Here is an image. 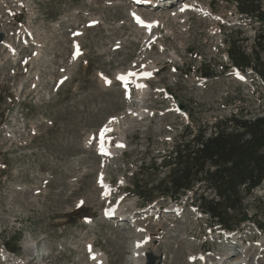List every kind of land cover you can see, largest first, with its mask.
<instances>
[{
  "label": "rangeland",
  "instance_id": "rangeland-1",
  "mask_svg": "<svg viewBox=\"0 0 264 264\" xmlns=\"http://www.w3.org/2000/svg\"><path fill=\"white\" fill-rule=\"evenodd\" d=\"M16 1L0 0V264H89L87 244L104 264H130L128 251L143 241L162 264H221L227 250L228 264H241L248 249L250 264H264V186L244 197L256 219L231 241L191 197L148 204L132 194L135 181L159 183L181 137L263 112L262 81L225 70L226 37L252 57L264 47L260 24L239 14L236 0L150 10L131 0ZM122 72L131 76L129 97L117 83ZM113 208L127 220H104ZM40 252L48 256L33 260Z\"/></svg>",
  "mask_w": 264,
  "mask_h": 264
},
{
  "label": "trees",
  "instance_id": "trees-1",
  "mask_svg": "<svg viewBox=\"0 0 264 264\" xmlns=\"http://www.w3.org/2000/svg\"><path fill=\"white\" fill-rule=\"evenodd\" d=\"M261 0H236L237 11L255 20L264 30V10ZM229 64L241 73L251 70L264 81L263 49L247 56L237 41L227 36ZM264 110L252 119L232 115L212 127L209 135L204 130L192 139L175 143L168 157L161 163L164 177L157 185L141 186L135 181L132 194L149 203L158 198L177 201L187 192L192 193L191 204L207 216L210 226L234 230L245 222H254L243 208L244 197L264 184Z\"/></svg>",
  "mask_w": 264,
  "mask_h": 264
},
{
  "label": "bare ground",
  "instance_id": "bare-ground-1",
  "mask_svg": "<svg viewBox=\"0 0 264 264\" xmlns=\"http://www.w3.org/2000/svg\"><path fill=\"white\" fill-rule=\"evenodd\" d=\"M179 1V0H178ZM15 2H16V4H17V6L18 7H20L21 5L20 4H18L17 3V1L15 0ZM161 2H168V0H132V3H134V4H139L142 8H145V9H147L146 8V4L147 3H152V5H157L156 7H158L159 6V4L161 3ZM173 1H170V3H172ZM185 5L184 4H182V5H180L179 6V8H178V10H182V8L184 7ZM16 7V6H15ZM149 7H151V6H149ZM150 10V9H149ZM17 11V10H16ZM175 11H177V10H175ZM131 15H133V19L135 20V23L136 24H141V23H138L137 22V17L141 20V21H143V23H144V16H141V15H137V14H134V13H131ZM154 21H156V20H153L151 23H155ZM144 25V24H143ZM146 26H148L147 24H145ZM138 26H140V25H138ZM78 42V41H77ZM151 73V75H152V71H150ZM149 73V72H148ZM148 76H150V75H148ZM236 76L238 77L239 76V74L236 72ZM143 84H144V82L142 81V79H139V78H136V82H134V87L136 88V89H138V92H139V94L140 95H143L144 94V87H143ZM22 87V86H21ZM104 133H106V132H104ZM104 133H103V135H104ZM99 136H101V133L99 134ZM98 150H102V151H104V152H102V154L104 155V156H108V153L110 152V153H112V149H111V147L108 145V144H106L105 145V143H104V141L102 142V144H98ZM117 150V149H116ZM114 153V152H113ZM101 184V186L103 187V189H105L104 187H105V184H103V183H100ZM105 191V192H104ZM103 191V194L104 195H106L107 194V189L106 190H104ZM106 214H109V218H111L112 220H117V218H119V217H121L120 215H119V212H118V210L117 209H112V210H110L109 212H107ZM110 214H112V215H110ZM122 217H123V215H122ZM123 220H127V218H125L124 217V219ZM123 227V226H122ZM124 229V228H123ZM128 228H126V230H127ZM126 230L124 229V231L126 232ZM138 231H141L140 229H138ZM126 238L129 240V238H131V237H127L126 236ZM136 245H137V247H138V250H136L137 251V255L136 254H134V256L136 257V258H140L139 259V263L138 264H143L142 263V256L144 255V253H146V251H147V247H145V241H143V242H136L135 243ZM24 247H26V248H28L29 250H31V245H30V243H28V242H26V243H24ZM226 247H228V246H226ZM86 250L88 251V255L89 254H93L94 256H95V259L92 261V262H90L89 260H88V262H89V264H104V262H105V256H104V254H102V252L101 251H95L94 249H92V247L90 246V244H87V246H86ZM257 250H258V248H257ZM45 252H47L48 253V250L46 251L45 250ZM41 253L40 252V254L37 256V257H34L33 258V260H35V259H37L39 256H40V258H42V260L44 259V257L45 256H48V254H46V253ZM250 253V250L248 249V250H246L245 252H244V259L242 260V261H240V263L241 264H250L249 263V261H251V260H249V258H248V260H247V255ZM129 254H133V253H129ZM128 254V255H129ZM231 254H233V253H230V251L229 250H227L226 252L225 251H223V253H222V255H221V259H220V261H222V259H224V261H222L221 263L222 264H228V259H229V257H231L230 255ZM235 254V253H234ZM200 257H202V256H200ZM191 258V261L189 260V262L190 263H192L193 262V258L192 257H190ZM212 258H214V257H212ZM89 259V258H88ZM216 258H214V260L212 259V261H210V259L209 260H207V262L205 263V264H215V260ZM127 260H131V259H128V257H127ZM230 260V259H229ZM252 261H253V259H252ZM261 263V262H260Z\"/></svg>",
  "mask_w": 264,
  "mask_h": 264
},
{
  "label": "water",
  "instance_id": "water-1",
  "mask_svg": "<svg viewBox=\"0 0 264 264\" xmlns=\"http://www.w3.org/2000/svg\"><path fill=\"white\" fill-rule=\"evenodd\" d=\"M3 38L4 35L0 34V44L3 41ZM178 107L183 111L185 110V107L181 106L180 104H178ZM162 259H163L162 256H156L152 253H148L145 255V264H162Z\"/></svg>",
  "mask_w": 264,
  "mask_h": 264
},
{
  "label": "snow or ice",
  "instance_id": "snow-or-ice-1",
  "mask_svg": "<svg viewBox=\"0 0 264 264\" xmlns=\"http://www.w3.org/2000/svg\"><path fill=\"white\" fill-rule=\"evenodd\" d=\"M137 22L143 24V21H141L138 17H137ZM145 75H151V74L150 73H146ZM120 79L124 80L125 77H120ZM101 136H103V133H101Z\"/></svg>",
  "mask_w": 264,
  "mask_h": 264
}]
</instances>
